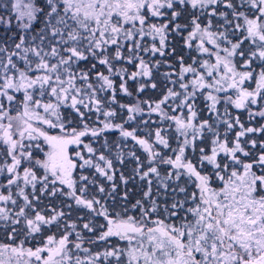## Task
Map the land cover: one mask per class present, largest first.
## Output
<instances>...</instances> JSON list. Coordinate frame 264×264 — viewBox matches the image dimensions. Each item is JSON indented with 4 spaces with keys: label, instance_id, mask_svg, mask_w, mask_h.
Returning a JSON list of instances; mask_svg holds the SVG:
<instances>
[{
    "label": "snow or ice",
    "instance_id": "1",
    "mask_svg": "<svg viewBox=\"0 0 264 264\" xmlns=\"http://www.w3.org/2000/svg\"><path fill=\"white\" fill-rule=\"evenodd\" d=\"M0 264H264V0H0Z\"/></svg>",
    "mask_w": 264,
    "mask_h": 264
}]
</instances>
